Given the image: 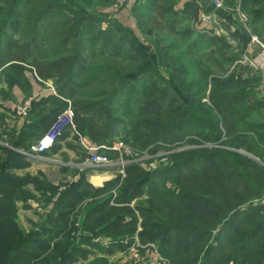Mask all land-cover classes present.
I'll return each instance as SVG.
<instances>
[{
	"label": "trees",
	"instance_id": "1",
	"mask_svg": "<svg viewBox=\"0 0 264 264\" xmlns=\"http://www.w3.org/2000/svg\"><path fill=\"white\" fill-rule=\"evenodd\" d=\"M178 1L137 0L130 16L143 33L148 26L151 33L171 35L176 22L173 18H189L176 11ZM67 2L0 0V11L6 10L0 12V68L9 64L7 70L20 71L28 65L38 76L56 78L59 91L71 93L74 130L89 138L95 145L92 148L110 147L117 127L126 120L131 127L130 133L125 128L126 134L133 135L132 140L141 149L157 141L170 145L192 131L201 137L200 141L223 147L171 155L174 168L169 182L168 178L160 181L158 174H144L134 164L127 166V178L118 188L117 202L130 204L147 190L148 207L153 208L157 199L165 203L172 219L160 236L153 234L160 225L150 208H138L143 221L138 232L132 208H107V201L96 200L104 190L114 188L118 180L102 190L87 184L82 187V176L61 190L52 186L44 189L45 194L50 193L45 222L39 229L23 233L15 221L16 204L28 197V182L33 186L40 182L13 172L27 165L23 154H0V264H105L102 256L93 251H114L121 246L114 242L116 237L136 233L143 243L158 238L171 264H264V167L241 152L264 157V142L249 134L259 132L249 120L256 111L247 105L252 104L253 89L262 80L231 52L244 54L251 37L248 29L263 25L264 0H240L246 21H234L239 26L235 31L220 22L217 28L224 30L225 36L199 33L193 24L185 29L181 34L186 41L183 46L192 45L195 56L206 52L224 66L222 76L200 70L198 81L187 84L194 71L202 69V55V59L188 63L175 62L177 68L173 62L165 63L169 48L157 47L153 58L140 56L146 46L138 42L130 28L119 22L117 28H98L96 16L85 13L79 4L83 1ZM117 2L87 0L89 6L105 8ZM124 30L127 35L122 37L120 32ZM21 31L23 38L13 40ZM164 65L169 72L167 79L155 71ZM147 75L153 80L147 81ZM140 77L148 79L141 81ZM131 82L135 89L131 88L123 101L120 96ZM165 183L178 190L157 189V185ZM83 201L86 205L79 206ZM77 213H84L82 226L91 232L89 235H72L70 218ZM90 236L112 240L106 249L91 243ZM211 236L215 244L210 245ZM91 253H95L93 259L89 258Z\"/></svg>",
	"mask_w": 264,
	"mask_h": 264
},
{
	"label": "rangeland",
	"instance_id": "2",
	"mask_svg": "<svg viewBox=\"0 0 264 264\" xmlns=\"http://www.w3.org/2000/svg\"><path fill=\"white\" fill-rule=\"evenodd\" d=\"M79 1L80 0H76L77 3H79ZM81 1L83 2L79 4L82 7H84V9H86L85 13L89 12L90 14L96 16V19L98 20L97 22L98 28L106 29V30L110 27L117 28L116 23L119 22V20L117 19V16L123 4L121 0H119V2L115 4L109 5L106 8L102 6H94V5L89 6L87 3V0H81ZM64 4H68L67 0H64ZM1 6L2 4L0 3V8H2ZM5 11L6 10L0 11V12H5ZM193 16H194L193 14L189 13L188 20L190 21L191 18H193ZM171 17L172 15L169 18ZM99 20H102V21L99 22ZM132 20L135 26L134 28L136 29L135 34L136 36H138V42L146 46L144 53H140L139 54L140 56L144 54L145 56H150L151 58H153L157 47H159L160 49L169 48L170 53H168V56L164 57L165 63L171 64L173 62L172 65H175L176 66L175 68L179 67V65L175 63L177 61L188 63V62H191L192 60H198L199 58L202 59V57H200L201 55L204 57L200 63V68L202 69L195 70L194 75L188 78L185 84H187V82L190 83V80H193L195 82L198 81L200 70H203L206 74L215 75V76L216 75L222 76L224 74L223 72L224 66L220 62H217L216 59H213L209 57L208 55H206V52L201 55L195 56V54H193L192 45L191 47L189 45L187 47L185 45L183 46V43H185L186 41L182 39L181 34L184 35L185 29L187 27H190L191 25L185 16L177 15L175 18L172 19V20H176V22L173 27L174 33L172 32L173 34L171 35H166L167 33H161L160 31L159 32L155 31L154 33L153 32L151 33L152 30L148 26L144 28V33H143L142 31H139L136 20L134 18H132ZM121 24L124 27H128L126 20L124 21V23L121 22ZM143 24L145 25V23ZM191 26L193 27V25ZM130 27H133V25L130 24ZM126 32L127 31L125 30L120 32V34H122V37L123 35L124 36L127 35ZM12 38L13 40L22 39L23 31L15 34V36H13ZM196 38L197 36H194L193 40H195ZM128 42H130V39L128 40ZM124 49L126 51V48ZM243 65L247 66V64H243ZM156 70L157 72H159V74L163 78L165 79L169 78V72L167 71L165 65L155 68V71ZM147 76H150V75H147ZM145 78L148 79V77H145ZM145 78L144 79L141 78L142 80L141 79L140 80L143 81L145 80ZM152 80H153V77L150 76V78L147 81H152ZM129 85L130 86L128 87L126 86L124 88L123 94L120 96V98L123 101H125L128 98L131 92V88L135 89L134 82L133 83L131 82ZM137 85L139 86V84L136 83V86ZM206 92L208 94V90H206ZM120 110L123 111L122 108ZM125 128H127L128 131L131 129L127 120L125 124H121L120 126L117 127V132L115 133L113 137L114 139L111 142L110 147H113L114 144H119V145L121 144L119 150L118 149L111 150L109 149L110 147L107 146L108 149H102V152L98 153L99 155L104 156L107 159V161L110 162L109 165H107L106 167L105 166L102 167V168H105L104 170H101L102 172L99 171L101 172L102 175L104 174L103 176H106L108 179L103 181V184L101 185V187H95V185H92V183H88V179H87L88 176L85 177L84 182L87 184L86 186H89L94 189L103 190L107 187L108 184L112 183L114 180L116 181L118 180L119 182L116 183L114 188H112L109 191L104 190L98 196L96 200L102 203L107 201L108 202L107 208L114 209L115 207L122 206V205L132 208L134 211V216L137 219V231L138 232L141 231L140 224L143 222L138 208H142V207L144 209L150 208L153 211L152 217L155 218L156 224L160 225L159 227L154 229L155 233L153 234L157 233L156 235L160 236L164 233L166 226L170 224L168 220H170L171 218V216L168 215L169 214L167 212L168 207L166 206L165 203H160L159 199H157V200H154L155 202L152 205L154 206L153 208L148 207L147 205L148 201H145V200L148 199L149 196H148L147 190L145 189H144L145 191L139 196V198H136L130 204H123L121 202L119 203L117 202V195L119 192L118 188L120 187L121 183L127 178V173H126L127 166L134 164L138 166L139 168H141L144 174L152 173L151 174L152 177L156 176L153 174H158L157 178H161L160 181H162L165 178H168L166 180L170 181L171 180L170 176H173L172 169L174 168L173 161H172L173 159L171 158V155L183 154V152L185 151H192V150L196 151L201 148L213 149V148H221L223 146L218 145L213 142L200 141L201 137L196 134V131H192V133L188 134V136L185 137L183 140H180V141L176 140L174 141V143H171L170 145L163 144L162 141H157L152 146L141 149L140 145L132 140L133 135L129 134L130 131L128 133L129 135L126 134ZM197 141H199L200 143L199 144L196 143ZM241 152L243 153L242 155L256 161L257 163H259V165L264 167V157L259 159V158H256L253 154H248L244 151H241ZM75 180H78V177H76ZM68 184H69L68 182L63 181V180H60L57 185H50L47 182L46 183L40 182L37 184V186H33L34 193H31V191H26L27 193L26 195H28V197H25V198L23 197V199H26V200H21L20 203H22L24 206L28 205V207L25 206V209L27 210L23 209L24 207L22 208V206L16 207V208H19V210L16 213L15 221L19 229L23 233H28L32 231L34 227H36V229H39L44 224L45 215L49 210L48 208L49 204H47V198L49 197L50 193L47 192L45 194L46 191H44V189L49 190L50 186H52V187L57 188L58 190H61L65 185H68ZM161 188H164V191L167 190V191H172V192H175L178 190L177 188H175V185L173 184L170 185L169 183L157 185V189H161ZM33 194L35 196H33ZM159 203L160 205L158 206ZM85 205L86 204L83 201V203L80 204L79 206H85ZM83 216H84V213H77L76 215H72L70 218L71 225L73 226L72 235H74L75 237H79V235L83 233L87 235L91 233L88 229L86 230L83 229V226H82ZM87 227H89V225ZM127 238H132V239L128 240ZM111 240L112 238H107L105 236H96V237H92L91 243L99 244L101 247L107 249L111 243ZM114 240H115L114 241L115 243L119 242L121 245L120 247H117V249H114V251H110L109 253H106V254H102V252H96V249L95 251H93L97 253V255L102 256V258L105 261V264H171L170 260L167 259L163 255L161 251V247H160L161 243L158 238H156V240H150L146 243H143L137 237V233H136L132 237L125 236L122 239L121 237H116V239ZM208 242H209L208 244L210 245L215 244L214 237L211 236L208 239ZM203 251H204L203 249L199 250L198 258H201V254ZM95 253H91L92 255L89 254V258L93 259ZM185 257L186 256H184L183 258L181 257V262L184 260Z\"/></svg>",
	"mask_w": 264,
	"mask_h": 264
},
{
	"label": "crops",
	"instance_id": "3",
	"mask_svg": "<svg viewBox=\"0 0 264 264\" xmlns=\"http://www.w3.org/2000/svg\"><path fill=\"white\" fill-rule=\"evenodd\" d=\"M121 1L123 4L117 19L120 23H124L126 20L128 28L136 33L130 16V9L137 0ZM209 1L212 5L211 8H206L202 0H179L175 9L184 15H189V13L195 15L189 22L191 25L193 23L197 32L225 36L226 32L224 30L219 31V27L217 28L214 24L203 20L204 16L208 14L214 15L215 9L212 0ZM217 1L221 4V8L230 15L235 25V27H230L215 16L219 26L220 22H223L231 31L238 30L239 26L234 21L243 23L246 21V17L239 7L240 0ZM262 22V26H264V20ZM130 24L133 27H130ZM262 26L252 25L248 29L251 37L246 44L245 51L253 56L258 54L259 47L252 42V39H256L264 45V28ZM231 44H233V47L235 46L233 42ZM231 52L235 56L241 57L240 60L242 59V53L239 54L237 50ZM8 65L0 68V154H6L7 152L23 154V160L27 165L23 168L14 169L15 175H28L32 179L36 178L39 182H47L50 185H57L60 180L71 184L76 181V177L80 178L82 176V187L86 184L84 182L85 177L88 176V183H92L95 187H101L103 181L108 179L103 176L104 174H101V170L105 168L93 169L86 166L85 162L89 154L85 147L92 148L95 145L84 134L77 133L74 130L75 125L74 128H71V126L66 127L59 138L56 139L52 148L41 156L28 157L25 155L48 132L56 117L67 109L69 103L71 106V93H61L56 84V78L45 79L38 76L31 66L25 65L23 70L16 71L7 70ZM253 94L252 104L247 105L249 108L255 109L256 113L249 120H252L251 123L254 127H258L259 134L256 131L249 134L251 138L259 137V141L264 142V85L260 83L257 88L253 89ZM254 100H259L260 103L254 104L252 102ZM27 104L26 114H21L19 109ZM101 152L102 149H99L97 154ZM25 189L34 193L33 183L28 182ZM33 196L35 195L33 194ZM16 206H22L23 209H25V206L28 207V205L24 206L20 202ZM18 210L19 208H17V212Z\"/></svg>",
	"mask_w": 264,
	"mask_h": 264
},
{
	"label": "built area",
	"instance_id": "4",
	"mask_svg": "<svg viewBox=\"0 0 264 264\" xmlns=\"http://www.w3.org/2000/svg\"><path fill=\"white\" fill-rule=\"evenodd\" d=\"M212 3L214 9L221 8V4L217 0H212ZM203 20L205 22L214 24L215 27H219L216 17L213 14H208L204 16ZM219 31H223V30L220 28ZM252 42L258 45L259 47L258 54L253 56L249 52L245 51L242 56V59L240 60V63L247 64V66L253 71V73L258 74L262 80V84L264 85V45L256 39H252ZM27 109H28V104L20 108L19 112L25 115ZM73 117L74 114L69 103L67 109L56 117L55 121L49 128L48 132L38 141L36 145L32 146L31 151L25 155H27L28 157L41 156L46 151L50 150L54 145L56 139L59 138V136L62 134V132L66 127L71 126L72 128H74ZM120 146L121 144L120 145L114 144L113 147H110L109 149L119 150ZM85 149L89 154V157L85 162L87 167L95 169L104 166L106 167L107 165H109L110 162H108L104 156L97 154V151L99 149H108L107 147L105 146H101L98 148L85 147ZM90 152L93 153L91 154Z\"/></svg>",
	"mask_w": 264,
	"mask_h": 264
},
{
	"label": "water",
	"instance_id": "5",
	"mask_svg": "<svg viewBox=\"0 0 264 264\" xmlns=\"http://www.w3.org/2000/svg\"><path fill=\"white\" fill-rule=\"evenodd\" d=\"M203 5L206 8H211L212 5L209 0H202ZM214 15L218 18H220L223 22H225L230 27H235L233 21L231 20L230 15L222 8H218L214 10Z\"/></svg>",
	"mask_w": 264,
	"mask_h": 264
}]
</instances>
